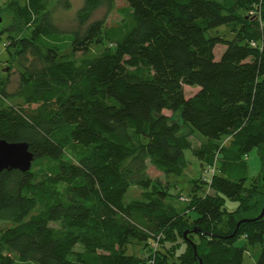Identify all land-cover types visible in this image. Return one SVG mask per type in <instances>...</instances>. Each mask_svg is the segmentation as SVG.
I'll use <instances>...</instances> for the list:
<instances>
[{
	"label": "trees",
	"instance_id": "1",
	"mask_svg": "<svg viewBox=\"0 0 264 264\" xmlns=\"http://www.w3.org/2000/svg\"><path fill=\"white\" fill-rule=\"evenodd\" d=\"M114 1L83 0L71 30L54 14L71 0L6 8L19 68L13 93L0 77V139L27 143L35 160L0 174V220L13 224L0 231V264H243L248 243L264 264V218L235 233L264 203V169L247 185L248 155L257 149L264 167V0H123L118 25L94 20ZM222 27L234 37L210 34ZM188 150L217 173L180 211L149 167L182 177ZM133 187L141 196L125 203ZM246 192L261 201L239 218L227 199L241 208ZM134 241L146 260L127 253Z\"/></svg>",
	"mask_w": 264,
	"mask_h": 264
},
{
	"label": "rangeland",
	"instance_id": "2",
	"mask_svg": "<svg viewBox=\"0 0 264 264\" xmlns=\"http://www.w3.org/2000/svg\"><path fill=\"white\" fill-rule=\"evenodd\" d=\"M28 0H0V77L3 80L9 79V85L7 87V90L9 93H13L18 84V68L13 55L9 54L7 51V45L9 44V38L11 32H8L10 25L13 22V16L6 11V8L11 3H17L21 6H24L27 4ZM72 7L70 10L65 11L60 8L56 10L55 18L57 21V25L66 30H71L76 26L75 21V15L78 11V9L83 5V0H71ZM127 4L123 0H115L114 1V8L111 11H107L106 7H103L99 9L95 15L94 20L102 19L106 17V24L108 27L116 26L121 22V16L117 12L119 8L126 7ZM261 9V6L258 8ZM255 10L253 9L251 11V14H255ZM30 31H25L21 35L28 36ZM210 34L219 35L226 39H232L234 36L232 33L226 28L222 27L220 29H217L216 31L211 32ZM105 46L98 47L96 50H103ZM225 47L223 46H217L215 49V55L218 59L220 55L224 52ZM14 53V52H13ZM199 88H191V87H185V94L187 97L193 96ZM11 105L15 106H21L22 102L16 98H13L9 101ZM163 114H165L167 117L171 118L172 121H175L177 118V114H173L170 111H164ZM182 135H185L189 137V139L196 145H200L202 143L207 142V139L203 136H201L198 133L193 132L189 127L184 125L182 122H179ZM231 138L230 137H224L220 142L219 145H228L230 143ZM186 159L188 161V168L185 172V174L182 177H176V176H170L166 177L161 172L156 170L154 167H149V174L152 177L153 181H156L158 183L161 182V185L163 189L173 195L175 198H178L176 200L172 199V203L177 205L176 207L182 211L184 208V202L181 201L182 196H189L190 194L194 193L195 191H198L201 193L204 189L208 190L207 187V179L211 177L210 172L208 171V166L203 165L198 159H196L191 151L185 152ZM247 166H248V182L247 185L250 186L258 176L261 175L264 167L262 165L261 158L259 156L258 150H254L248 155L247 158ZM259 185V183H258ZM142 191L137 188L133 187L130 189L128 195L125 197V203L135 201L140 198ZM246 199V203L243 202ZM261 201L260 195H253L249 196V192H246L243 194L242 200L240 202L242 203L238 207V203L227 199V208L230 211L235 210L237 212V217L240 218L241 216H247L250 217L251 215H254V212L251 213V211L244 212L243 209L246 207L245 205L252 206L257 202ZM241 209V211H240ZM13 224L9 221L0 220V231L4 229H8L12 227ZM264 239V238H263ZM137 241H134L131 245H129L128 248V254H134L138 257H140L143 260H146L147 256L149 255L148 248L144 247V244H137ZM244 244V240L242 239L239 241L238 245ZM264 244V241H263ZM151 248V247H150ZM155 248V247H154ZM184 248V247H183ZM261 244L257 246H250L248 243L244 261L243 264H255L260 252H261ZM182 251V250H181ZM176 253V252H175ZM173 259L176 261V254H174Z\"/></svg>",
	"mask_w": 264,
	"mask_h": 264
},
{
	"label": "water",
	"instance_id": "3",
	"mask_svg": "<svg viewBox=\"0 0 264 264\" xmlns=\"http://www.w3.org/2000/svg\"><path fill=\"white\" fill-rule=\"evenodd\" d=\"M35 160L34 154L30 151L29 145L24 142L9 143L0 139V174L4 171H21L23 173L29 172ZM263 181V195H264V174ZM264 218V203L260 214L253 219H242L237 224L238 228L243 223L258 221ZM187 232L184 234L186 237ZM234 236V235H233ZM201 262V261H200Z\"/></svg>",
	"mask_w": 264,
	"mask_h": 264
},
{
	"label": "built area",
	"instance_id": "4",
	"mask_svg": "<svg viewBox=\"0 0 264 264\" xmlns=\"http://www.w3.org/2000/svg\"><path fill=\"white\" fill-rule=\"evenodd\" d=\"M253 46H255V44H253ZM208 171L210 172L211 177H210L209 179H207V182H208L209 184H211L214 175L217 173V167H216V164L213 165V166H209V167H208ZM210 193H211V186L208 187V190H207L206 194L208 195V194H210ZM181 201L184 202V203H188V202L190 201V198H189V196H182V197H181Z\"/></svg>",
	"mask_w": 264,
	"mask_h": 264
}]
</instances>
